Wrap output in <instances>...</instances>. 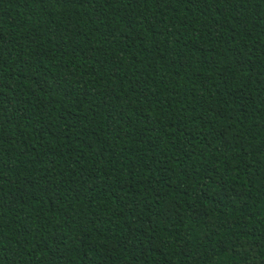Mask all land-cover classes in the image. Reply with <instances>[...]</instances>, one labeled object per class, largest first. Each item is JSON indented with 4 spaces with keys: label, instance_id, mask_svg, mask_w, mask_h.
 <instances>
[{
    "label": "trees",
    "instance_id": "trees-1",
    "mask_svg": "<svg viewBox=\"0 0 264 264\" xmlns=\"http://www.w3.org/2000/svg\"><path fill=\"white\" fill-rule=\"evenodd\" d=\"M0 264H264V0H0Z\"/></svg>",
    "mask_w": 264,
    "mask_h": 264
}]
</instances>
